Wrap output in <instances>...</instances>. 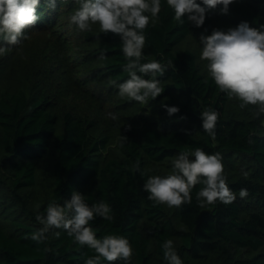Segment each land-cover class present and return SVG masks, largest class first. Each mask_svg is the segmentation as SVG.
Wrapping results in <instances>:
<instances>
[{"label": "trees", "instance_id": "trees-1", "mask_svg": "<svg viewBox=\"0 0 264 264\" xmlns=\"http://www.w3.org/2000/svg\"><path fill=\"white\" fill-rule=\"evenodd\" d=\"M81 2L56 0L53 10L41 0L27 39L6 45L0 37L9 48L0 55V264H85L94 256L62 228L43 243L30 238L41 227L36 215L51 202L63 206L74 191L89 206L111 207L112 220L96 217L90 226L97 238L129 240L131 260L115 264H168L162 244L169 239L183 264H264V115L220 92L200 59V37L213 29L264 25V0H234L227 14L222 6L207 10L201 27L186 16L180 24L161 0L158 19L144 32L142 63L167 68L157 77L164 91L144 104L119 96L128 79L121 38L98 24L90 31L71 24ZM190 36L197 46L185 43ZM165 104L179 112L169 116ZM208 108L219 113L214 138L202 129L200 113ZM197 147L230 163L224 176L236 200L201 207L196 194L203 184L180 208L149 200L147 178L172 174L174 159L182 152L194 159ZM241 188L247 197L239 196Z\"/></svg>", "mask_w": 264, "mask_h": 264}, {"label": "clouds", "instance_id": "clouds-1", "mask_svg": "<svg viewBox=\"0 0 264 264\" xmlns=\"http://www.w3.org/2000/svg\"><path fill=\"white\" fill-rule=\"evenodd\" d=\"M41 0H0V37L6 45H19L27 39V30L39 20L37 9ZM55 10L56 0H46ZM174 11V19L184 24L183 17L196 27H201L206 18V11L222 6V14H227L229 5L234 0H166ZM201 4L204 6L202 7ZM161 0H82L78 10L70 17L80 31H90L91 25L98 24L102 33H112L121 38L122 53L127 60L123 70L128 79L118 85L119 96L129 100L147 103L160 96L164 91L157 77L163 76L166 67L157 60L142 63L143 49L146 43L144 35L149 23L158 19ZM200 59L207 61V72L220 92L229 98L241 101L240 107H257L256 115H264V25L250 27L241 22L227 31L213 29L210 35L200 37ZM9 48L0 46V55ZM105 52L99 59L105 60ZM173 62L169 61V65ZM148 77V78H145ZM166 108L169 116L179 112L176 106ZM112 119L116 117L112 114ZM202 129L215 137V128L219 113L208 108L200 113ZM127 138L121 136L122 144ZM189 158L187 152L180 153L173 161V173L166 176H149L143 184L148 199L156 205L180 208L191 204L192 191L197 184L203 187L197 192L196 199L202 207L219 201L229 205L236 200V195L226 183L224 165L220 153L209 154L197 147ZM137 171L140 170L136 164ZM246 174V173H245ZM141 175H144L141 172ZM249 195L246 188L239 190V196ZM111 207L104 201L89 206L83 194L74 191L71 199L61 206L51 202L44 214H37L35 219L41 227L30 238L43 243L46 234L53 228L64 229L68 236L81 246L94 250L95 255L85 260V264H115L118 260L128 262L133 255L129 240L120 235H106L97 238L90 226L96 217L112 220ZM59 236V233H56ZM164 258L168 264H183L173 247V241L162 244ZM47 251V249H46Z\"/></svg>", "mask_w": 264, "mask_h": 264}, {"label": "rangeland", "instance_id": "rangeland-1", "mask_svg": "<svg viewBox=\"0 0 264 264\" xmlns=\"http://www.w3.org/2000/svg\"><path fill=\"white\" fill-rule=\"evenodd\" d=\"M92 26H97L96 24H94V25H92ZM224 29V31H227V29H229V27H224L223 28ZM187 45H189V46H192L193 44L195 45V46H197V44H198V41L197 40H195L192 36H190V39H188L186 42H185ZM186 45V46H187ZM201 46L202 45H200V48H201ZM201 51V50H200ZM87 53V50H83L82 51V53L81 54H86ZM204 61V60H203ZM204 62H207V61H204ZM90 65V64H89ZM83 69V67L82 68H79L78 70L79 71H81ZM84 69L86 70L87 68H86V66L84 67ZM82 74V73H81ZM149 108V106L147 107V106H145V109L147 110ZM233 110H237V108H238V106L237 105H235L234 107H231ZM148 111V110H147ZM145 111L144 110H140V113H138L137 115H139L138 117H140V114H143ZM225 160H229V159H226L225 158ZM230 163H228L227 161H225L224 163H223V165H224V169H230V165H229ZM229 251L230 252H232V253H234L235 252V254L236 253H240V252H242V251H244V250H242V249H240V250H236L235 248H230L229 249ZM245 253H249V252H246L245 251Z\"/></svg>", "mask_w": 264, "mask_h": 264}]
</instances>
